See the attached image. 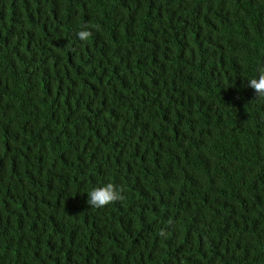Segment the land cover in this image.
Here are the masks:
<instances>
[{
  "label": "trees",
  "instance_id": "trees-1",
  "mask_svg": "<svg viewBox=\"0 0 264 264\" xmlns=\"http://www.w3.org/2000/svg\"><path fill=\"white\" fill-rule=\"evenodd\" d=\"M261 69L264 0H0V264H264Z\"/></svg>",
  "mask_w": 264,
  "mask_h": 264
},
{
  "label": "clouds",
  "instance_id": "clouds-1",
  "mask_svg": "<svg viewBox=\"0 0 264 264\" xmlns=\"http://www.w3.org/2000/svg\"><path fill=\"white\" fill-rule=\"evenodd\" d=\"M89 36L90 33L86 29H82L78 32V37L81 40H87ZM247 82V86L254 90L256 98L264 99V69L260 70V74L257 77ZM123 198L121 190H119V188L114 186L112 183L93 187L89 192H87V204L90 207L98 209L113 205L121 201Z\"/></svg>",
  "mask_w": 264,
  "mask_h": 264
}]
</instances>
